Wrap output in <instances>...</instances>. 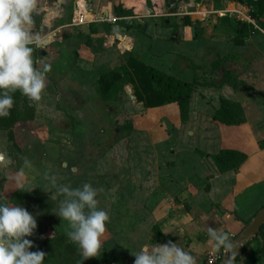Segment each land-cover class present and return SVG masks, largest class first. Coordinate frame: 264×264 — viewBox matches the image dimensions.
<instances>
[{"label": "crops", "instance_id": "0c3cea01", "mask_svg": "<svg viewBox=\"0 0 264 264\" xmlns=\"http://www.w3.org/2000/svg\"><path fill=\"white\" fill-rule=\"evenodd\" d=\"M208 3H196L189 10L185 0H172L168 6L165 0H82L80 7L84 18L81 22L84 23L80 28L85 39L77 48H70L72 58H67V63L65 60L70 74H73V68L83 65L86 72H80V79L84 81L95 77L90 88H97V79L105 71H99V65L103 64L108 70L121 65L117 61H108L107 57L111 55L107 53L103 55L102 62H96L97 55L108 51L118 38L120 41L115 48L127 52L126 60L131 55L143 60V55L147 56V53L137 42L133 25L146 30L145 22L150 20L173 26L172 29V26L165 27L170 32L167 38L172 34L178 39L190 32L205 40L207 45L205 43L191 55L193 60L197 59V65L210 64L219 56L233 53L226 58L224 65L237 75L236 88L228 83L220 87L205 84L194 87L199 103H190L188 120L176 124V143L182 151L179 160L173 153L164 155L169 147L164 148L165 144L161 142L168 137L156 139L148 127L133 129L124 138L109 143L106 149H99L93 139L91 142L85 135V129L78 132L83 137L62 138L58 135L57 139L53 138L49 126H36L39 108L35 102V118L18 121L13 127L23 160L17 158L6 130L0 128V193L3 198L9 200L18 188L17 182L29 188H40L51 196L46 188V174L55 175L59 183L72 188L90 183L94 188L101 189L97 199L101 195L111 200L106 209L103 208L110 219L101 238L102 243L105 242L113 254L123 252L126 255L124 263L112 264H134L133 254L143 245L165 244L170 240L195 255L198 264H204L206 250L214 247L209 243V227L222 228L230 237L236 235L245 223L237 219L233 211L248 219L264 203V16L255 17L250 14L248 5L235 0H211ZM119 4L132 10V14L118 15L116 6ZM184 15L188 16L187 24L183 23ZM171 16H179L180 19L169 22ZM106 17L117 19L112 22ZM238 20L255 27L241 44H235L232 39L233 27ZM85 27L89 29L88 33ZM97 38L102 51L92 48V40ZM200 58L202 63L198 60ZM172 66L174 68L175 65ZM181 67H187L183 60ZM221 70L222 67L218 69L219 74ZM213 73L208 70L203 74L209 76ZM43 93L54 97V91L48 87ZM220 97L238 101L245 120L238 124L215 120L212 114L219 107ZM210 102L213 103L211 110L207 108ZM139 104L147 109L142 102ZM162 107L177 110L174 103ZM161 118L164 124L171 126L169 116ZM80 123L81 127H85L83 122ZM138 132H143L144 136L138 137ZM61 140L62 143L59 142ZM89 146L94 151L84 150ZM195 148L208 153L222 148L235 149L244 152L246 158L236 169L220 172L209 156H199ZM87 151L90 152L88 158L84 157ZM25 158L31 161V168L24 167ZM70 169L76 172H68ZM60 199H55L58 204ZM8 204L18 206L11 202ZM98 208L102 209L99 204ZM247 208L249 210L245 212ZM154 225L159 231L157 239L152 229ZM54 227L64 232L69 230L68 222L62 221L59 216ZM52 233L50 228L44 235L51 236Z\"/></svg>", "mask_w": 264, "mask_h": 264}, {"label": "rangeland", "instance_id": "374dc122", "mask_svg": "<svg viewBox=\"0 0 264 264\" xmlns=\"http://www.w3.org/2000/svg\"><path fill=\"white\" fill-rule=\"evenodd\" d=\"M78 3L79 0H40L37 12L34 15V31L37 33V38L32 45L34 49L33 59L37 62L47 63L50 66V71L46 74L45 89L48 87L52 92L54 91L53 98L50 94V96H46V94L43 93L42 99L37 102L39 113L37 118L38 125L36 126H49L51 136L53 138L56 137V139L58 135L62 138H70L71 136L75 138L79 136L83 137V135L78 132L85 129V135L89 137V140L92 142L93 139V142L96 141L100 146L99 149H103L112 141L114 142L128 135L129 132L118 129V126L126 119L132 118L133 116H136L137 119L138 116L142 118V116L147 115L149 109L143 108L139 102L136 101L130 83L122 84L118 91L117 99L106 101L102 100L99 96L98 87L96 88L94 85L95 87L90 88L91 84L95 82V77L94 79L90 78V80L85 79L84 81L80 79L82 77L80 76L81 73L86 72L85 70L83 71V65L76 69L73 68V74L76 78L73 74L69 73L70 68L66 66L68 62L67 58H72L69 52L72 47L77 48L80 42H83L85 39L84 34H81L82 31L80 28L84 22H78L79 24L73 23L72 13L76 7L80 6ZM80 3L82 5V0H80ZM89 10H91V8H89ZM85 16L88 15L86 14ZM87 18L90 20V17H86V19ZM175 18L178 19L179 16H171L169 22L175 21ZM145 25L147 27L146 30H140L138 25H133L136 29L137 42L139 45H143V52L147 53V56L143 55L142 57L144 61L167 73L188 80H192L195 75H204L203 73L208 72V70L211 71L209 69V63H205L202 65V68L197 69L192 66V64L194 65L195 62H197V59L193 60L191 58L192 53L198 52L205 43V45H207V42L201 37H196L193 33L189 32L184 37L178 39L173 38L172 34L167 38L170 32L168 29H165V27H170L172 25L151 20L145 22ZM172 28L173 26L171 29ZM88 30L89 29L85 27L87 33L89 32ZM78 31H80V33ZM119 41L120 40L116 38V42L108 51H102L99 38L92 40V48L96 51H102V55H97L96 62H102L101 59L103 55L107 53L111 55V57L106 56L108 61H117V64L121 65L125 64L127 52L116 49L117 47L115 46ZM40 50H44V54H41ZM181 60H183L184 63L186 62L187 67L184 69L181 67ZM198 60L201 62L203 59L200 58ZM42 63H37L36 66L42 67ZM172 64L175 65L174 68ZM108 69L109 68L103 66V64L98 67L99 71H106ZM220 75L222 76L223 74H219L217 70L213 75L207 77H214L220 82L222 79ZM50 82H52L53 86H51ZM198 98L197 93L193 92L190 97V103L192 105L195 103L198 104ZM213 103L215 104V101H213ZM213 103L210 102V104H208L207 108L209 110L212 109ZM43 104L47 106H43ZM150 111L158 115L160 109L156 108ZM137 119L136 122L139 120ZM144 120L143 117L139 123L137 122L138 126L141 127L134 129L143 130L144 128L142 125L144 124ZM169 121L171 126L169 124H164L162 118L155 119V123H153L151 129L156 139L168 137L166 141L164 140L161 142L165 144L164 148L167 146L169 147L167 149L168 152L166 151L164 155L173 153L176 160H179V158H181L179 154H181L182 151L178 149L176 143L177 128L172 124L173 120ZM80 122H83L86 128L83 125L84 128L81 127ZM146 122L147 121H145V123ZM148 123L149 122H147L146 125ZM71 129L72 132L70 133ZM143 134V132L136 133L138 137L144 136ZM145 135L147 137V134ZM77 140L81 141V138ZM59 142L62 143L63 140ZM78 147L82 150L80 145H78ZM171 148L172 152L170 151ZM88 149L94 151L91 146L86 149L84 148V150ZM89 155L90 152L88 151L84 153V157L86 158H88ZM182 157L184 158V156ZM182 161H184V159H182ZM187 169L190 170V167L188 166ZM68 172L74 173L76 171L70 169ZM98 201L99 206L102 209H106V206L111 200L100 195ZM248 210L247 208L244 211L248 212ZM113 216L116 219V216ZM49 230L50 227L47 228V231ZM43 236L45 235L43 234ZM256 246V242L252 241L244 251L243 256L247 254L250 257H255L257 260L256 264H264V252H256L255 254L254 248ZM237 264L241 263L238 262Z\"/></svg>", "mask_w": 264, "mask_h": 264}, {"label": "trees", "instance_id": "16d2710c", "mask_svg": "<svg viewBox=\"0 0 264 264\" xmlns=\"http://www.w3.org/2000/svg\"><path fill=\"white\" fill-rule=\"evenodd\" d=\"M171 1L165 0L166 5L168 6ZM185 1L190 10L196 3L206 4L211 0ZM235 1L248 5L250 7V14L255 17H259L260 15L264 16V0ZM116 13L118 15L132 14V10L124 9L119 4L116 6ZM166 18L168 19V17H164L163 19ZM188 22V16L184 15L183 23L187 24ZM233 30V42L235 44H241L248 34L255 30V27L246 21L238 20ZM233 55L232 53L227 56H219L209 64V69L214 72L222 67L224 75L220 82H217L214 77L208 78L205 75H195L192 80L182 79L131 55L127 58L125 64L100 74L97 79L98 94L102 100H115L117 99V94L122 84L130 83L136 100L142 102L149 109L147 115L142 116L145 119L142 125L143 128H151L153 123H155V119H159L165 115L173 120L172 124L176 128V124L184 123L188 120L190 97L196 85L205 84L220 87L223 83H228L234 88L237 87V75L224 65L226 58H230ZM192 66L195 69L203 67L197 64H192ZM12 95L15 101L14 106L11 109L9 117H0V128L6 130L7 139L13 151L17 154L19 160H23V153L16 141L13 127L18 121L33 120L36 115V105L35 102L30 101L19 91ZM172 103L176 104L177 110L171 109L170 107L169 109L162 107ZM156 108L160 109L158 115L150 111ZM212 117L225 124H238L245 120V114L241 104L238 101L225 97H220L219 107L214 110ZM139 118L141 116H138ZM136 119V116L126 119L118 126V129L130 132L134 128L141 127L138 126L141 119H137L138 123ZM145 121L149 123L146 125L147 122L145 123ZM194 151L201 157L209 156L220 172L236 169L246 158L244 152L229 148H222L213 153H208L198 148H195ZM0 202L14 203L25 208L34 216L37 222V228L34 230L33 235L26 237V239H29L33 243V247L29 251H43L46 253L44 264H112L113 262L124 263L126 261L125 253L113 254L105 242L102 243L98 257L83 260L77 245L69 241L66 235L67 232L54 227L55 219L58 216L55 214L58 211V202L40 188H29L27 185H24L23 188L18 187L12 192L9 200L4 199L0 193ZM263 205L264 203L248 219L242 218L236 210L233 213L237 219L246 223ZM48 227L53 229L52 235L43 236ZM152 229L155 230V239H157L159 233L158 227L154 225ZM252 241H255L257 245L254 248L255 254L256 252H264V223L260 227L258 234L243 248L235 264L238 262L241 264H256L257 260L255 257H250L247 254L243 256L244 251Z\"/></svg>", "mask_w": 264, "mask_h": 264}, {"label": "clouds", "instance_id": "9594fccd", "mask_svg": "<svg viewBox=\"0 0 264 264\" xmlns=\"http://www.w3.org/2000/svg\"><path fill=\"white\" fill-rule=\"evenodd\" d=\"M39 4L40 0H0V117L3 118L10 116L15 103L13 93L19 91L30 101L39 102L46 87L50 66L33 59L32 45L37 38L34 15ZM37 63H42V67H37ZM31 166V161L25 158L24 167ZM44 179L48 181L46 188L51 198H62L55 214L68 222L69 241L77 245L83 260L98 257L110 219L105 210L98 208L101 189L90 183L72 188L59 183L55 175L46 174ZM17 183L18 187H24ZM36 228V219L25 208L0 202V264H44L46 253L29 251L33 243L26 239ZM208 236L217 250L231 251L235 247L222 228L209 227ZM133 255L134 264H198L195 255L171 240L165 244H145Z\"/></svg>", "mask_w": 264, "mask_h": 264}, {"label": "water", "instance_id": "95a60500", "mask_svg": "<svg viewBox=\"0 0 264 264\" xmlns=\"http://www.w3.org/2000/svg\"><path fill=\"white\" fill-rule=\"evenodd\" d=\"M44 53L43 50H40ZM223 74V70H221ZM264 223V205L247 221L243 228L234 235L231 240L235 247L231 251H223L220 264H235L243 248L258 234L260 227Z\"/></svg>", "mask_w": 264, "mask_h": 264}, {"label": "built area", "instance_id": "2783aa9c", "mask_svg": "<svg viewBox=\"0 0 264 264\" xmlns=\"http://www.w3.org/2000/svg\"><path fill=\"white\" fill-rule=\"evenodd\" d=\"M84 13L81 10V7L78 6L74 10V15H73V21L74 22H81L83 20ZM105 18V17H102ZM107 18V17H106ZM112 22H115L117 17H112V18H107ZM224 249L221 248L217 250L215 247L207 249L205 254H204V264H220V260L222 258Z\"/></svg>", "mask_w": 264, "mask_h": 264}, {"label": "bare ground", "instance_id": "6f19581e", "mask_svg": "<svg viewBox=\"0 0 264 264\" xmlns=\"http://www.w3.org/2000/svg\"><path fill=\"white\" fill-rule=\"evenodd\" d=\"M81 5V3H79Z\"/></svg>", "mask_w": 264, "mask_h": 264}]
</instances>
